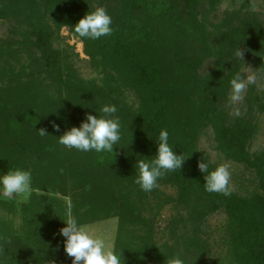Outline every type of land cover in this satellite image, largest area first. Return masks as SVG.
Wrapping results in <instances>:
<instances>
[{"label": "trees", "instance_id": "1", "mask_svg": "<svg viewBox=\"0 0 264 264\" xmlns=\"http://www.w3.org/2000/svg\"><path fill=\"white\" fill-rule=\"evenodd\" d=\"M208 1L207 9L203 0H99L98 5L95 0H59L57 9L63 14L61 22L72 31L79 19L96 7L105 8L112 17L110 36L99 40L82 39L86 55L95 64H102L108 80H103V86L88 85L77 81L79 78L72 71L67 80H62L60 71L55 69L52 51L47 74L65 96L55 95L52 90L44 91L39 102L24 94L19 95L20 99L11 96L6 99L8 105L4 112L1 111L4 104L0 102V173H6L9 167L30 169L34 184L35 180L47 185L60 183L64 195L70 180L80 176L78 187L85 189L83 206L90 205L82 217H90L91 213L102 211L101 191L108 182L102 172V168H106L105 153L68 150L58 143L57 137L73 126L78 127L86 114L97 115L95 110L102 105L114 104L121 127L136 136L134 141L124 140L125 155H115L111 160L122 164V168H134L142 151L147 154L146 159L154 158L159 132L167 129V122H173L169 119L170 108L194 112L199 118L197 125L209 121L215 127L219 148L229 161L257 170L263 193L241 196L232 191L230 197H225L206 192L199 168L172 144L176 154L182 155L185 161L181 169L167 173L160 181L179 187L180 202L196 201L203 210L200 214L195 212L197 209L192 212L193 224L221 209L225 211L236 247L235 264H264V156L251 154L248 147L256 129V109L264 114V91L249 96L248 110L243 116L230 120L222 116L218 108L219 98L223 100L237 75L234 67L227 70L230 65L225 57L235 56L241 44L254 55L257 68L264 75V21L252 10H247V14L237 10L226 13L216 31L209 30L203 14L207 16L206 11H212L219 0ZM46 39L45 44H49ZM213 55L218 57L215 70L199 77L197 70ZM178 58L182 59L178 61ZM109 80H114L116 85L113 87ZM122 88L131 89L137 95L141 102L138 113L115 94ZM171 112V117L176 114ZM53 122L59 125L60 131H56ZM41 130L46 134L41 135ZM135 150L138 155L131 154ZM81 160L83 175L82 166L76 165ZM6 205H10L11 209H7L11 211L17 207L13 202L2 203ZM115 205L117 207V203ZM125 205L123 222H130L134 229L117 243L116 250L124 264H172L177 257L175 247L159 252L151 222L142 216V210L136 205ZM80 223L85 225L86 222ZM0 225V233L10 231L2 217ZM143 228L147 232L136 236L138 246L129 260L131 234ZM51 234L37 247L21 244L19 254L8 252L5 259L8 262L3 261V264H71L63 249V238Z\"/></svg>", "mask_w": 264, "mask_h": 264}, {"label": "rangeland", "instance_id": "2", "mask_svg": "<svg viewBox=\"0 0 264 264\" xmlns=\"http://www.w3.org/2000/svg\"><path fill=\"white\" fill-rule=\"evenodd\" d=\"M96 1L99 0H95V4L98 5ZM218 2L212 11H206L207 16L203 14L209 30L216 31L225 14L237 10L243 14H247V10H252L264 21V0ZM59 3V0H0V102L4 104L2 112L6 111L8 105L6 99L11 96L17 99L20 94H24L35 102L40 101L44 91L52 90L55 95L65 96V92L61 93L47 74L48 57L53 52L55 69L57 72L60 71L62 80L69 78V71L79 78L77 81L88 85L103 86V80H108L102 64L98 62L95 64L86 55L83 40L75 36L71 27L61 22L63 14L57 9ZM203 3L205 8L210 7L208 0H203ZM201 12H204V9ZM203 17L200 15L201 19ZM45 37L49 44H45ZM239 51L242 56L238 54ZM178 59L180 61L182 58ZM225 59L230 65L227 66V70L233 67L237 70L236 77L239 76L245 81L250 76L256 78V82L245 89L241 102L235 105L229 102L231 87L223 100L219 98L220 113L231 120L237 117V110L240 112L239 116L246 113L247 99L250 95H260L264 91V75L257 68L254 55L242 44L235 52V56L228 55ZM216 61H218L216 55L204 60L202 67L197 70L199 77L211 74L215 70ZM109 81L113 87L116 85L114 80ZM15 89L17 92H12ZM115 94L124 100L133 112L140 111L141 102L133 90L122 88ZM174 99L176 100L175 97ZM171 111L176 113L172 117ZM254 117L256 129L248 147L251 154L264 156V114L256 109ZM170 118L173 122H167L169 143L176 146L190 163L198 167V162L205 159L210 163V170L219 165L228 167L229 184L233 193L237 195L263 193L259 187L257 170L229 161L224 156L219 148L215 127L209 121H202L197 125L199 118L196 113L184 112L181 108L174 107L170 108ZM135 136L134 132L121 127L122 138L117 147H114L113 152H104L105 159L102 163L106 168L103 167L102 172L108 182L103 192L101 191L104 197L102 211L91 213L90 217H82L89 211L90 205L83 206L85 189L78 187L80 176L70 180L66 195L60 183L47 185L42 180L39 182L35 180L33 187L40 191L34 192V197L32 195L26 201L0 198V217L6 220L10 230L0 233V260L7 263L5 259L10 251L19 254L23 248L21 244L33 248L44 243L49 233L59 235V230L65 226L61 219H64L69 204L73 215L79 222H86L83 226L91 234L113 243L117 249L119 240H123L127 233L134 229L130 222L127 221L125 224L122 219L127 203L136 205L142 210V216L151 222L154 244L159 252H168L171 247H175L176 256L181 257L184 264H235L237 260L233 259V256L236 247L231 235V224L224 210L221 209L209 215L206 220L202 219L203 221L193 224L191 222L193 211L197 209L195 212L200 214L203 210L198 208L196 201L180 202L179 187L159 180L158 188L144 192L134 182L135 167L122 168V164L111 160L115 155L116 157L125 155L124 140L134 141ZM131 154L139 153L136 154L135 150ZM141 156V159L148 158L144 151ZM81 161L76 165L82 166L83 175V160ZM54 199L58 200V203ZM3 202L16 203L17 207L12 211L8 210L7 208L11 209L10 205L2 206ZM146 232L147 229L143 228L142 231L137 230L136 234H131L133 243L130 251L132 256L129 260H132L138 246L135 239L138 233L145 235Z\"/></svg>", "mask_w": 264, "mask_h": 264}, {"label": "clouds", "instance_id": "3", "mask_svg": "<svg viewBox=\"0 0 264 264\" xmlns=\"http://www.w3.org/2000/svg\"><path fill=\"white\" fill-rule=\"evenodd\" d=\"M112 17L103 7H96L88 11L84 17L73 26L74 34L83 40H99L101 37L110 36L113 32ZM242 56L241 52L238 53ZM256 82L255 76L242 80L239 76L231 81V93L229 102L233 105L243 100L245 89ZM97 115L86 114L85 119L78 127H71L57 137L58 143L65 148L75 149L80 152H113L121 140V123L116 115L118 109L114 104H105L97 111ZM239 116V110L236 111ZM56 131H60L59 125L53 122ZM41 135L46 132L41 130ZM156 153L151 159H137L135 164V183L144 192H151L159 187L158 181L169 172L181 169L185 158L177 155L169 143L167 129L159 132L155 141ZM198 168L204 176V189L208 193H218L225 197L232 195L230 187V171L224 165L210 170L209 161L198 162ZM33 174L30 169L16 168L0 174V198L28 200L34 192L40 190L33 187ZM65 226L59 230L63 238V249L70 258L71 264H124L121 254L117 252L115 245L106 242L104 238L91 234L83 226L78 218L73 215L70 204L68 205L64 219ZM3 264V260H0ZM172 264H184V260L177 256Z\"/></svg>", "mask_w": 264, "mask_h": 264}]
</instances>
